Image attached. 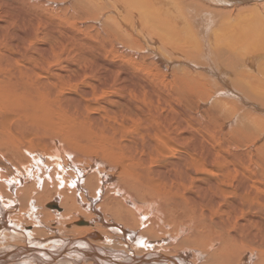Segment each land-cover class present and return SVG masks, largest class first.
Returning <instances> with one entry per match:
<instances>
[{
    "label": "bare ground",
    "instance_id": "obj_1",
    "mask_svg": "<svg viewBox=\"0 0 264 264\" xmlns=\"http://www.w3.org/2000/svg\"><path fill=\"white\" fill-rule=\"evenodd\" d=\"M13 1L0 264H264V0Z\"/></svg>",
    "mask_w": 264,
    "mask_h": 264
},
{
    "label": "rangeland",
    "instance_id": "obj_2",
    "mask_svg": "<svg viewBox=\"0 0 264 264\" xmlns=\"http://www.w3.org/2000/svg\"><path fill=\"white\" fill-rule=\"evenodd\" d=\"M12 1L13 0H6V2L8 3V5H10L11 3H12ZM55 1H57V2H61L62 0H55ZM14 2H16V1H13V3ZM10 3V4H9ZM12 3V4H13ZM28 2H18L17 1V3H15L16 5H17V7L19 8H21V7H27L26 9H30L31 7V5H32V7L35 5V3H36V0H33V1H31L30 2V4H27ZM19 4V5H18ZM25 4H26V6H25ZM42 4V3H41ZM28 5V6H27ZM49 6V5H48ZM29 7V8H28ZM24 8V9H25ZM42 8H47V6L44 4V6L42 5ZM54 8V7H53ZM52 8V9H53ZM51 8H50V10L49 11H51L52 10ZM83 20H85V19H83ZM208 105V106H207ZM206 106H202V108H201V113L203 114V115H206L207 116V114H212V113H215V111H213L214 109L211 107V103H209V104H207ZM204 111V112H203ZM228 129H232V128H228ZM260 143H255L254 142V144H253V142H248V144L246 143V145H243V146H241V147H239V149L241 150V151H245V152H247L246 154H247V158H248V166H253V163H255V162H257L258 163V165H262V166H264V163L261 161L262 160V158H260V157H262V156H256V154H257V151H255L254 150V148L253 147H255V145H259ZM262 144V143H261ZM248 145V146H247ZM247 148H246V147ZM251 147V148H250ZM253 148V150H251ZM244 149V150H243ZM248 149V150H247ZM254 151V152H253ZM254 153V154H253ZM256 153V154H255ZM251 160V161H250ZM0 163H1V165L3 164V165H8V163L6 162V161H3V160H1L0 159ZM188 224V223H187ZM192 224H194V222H192ZM190 225V224H189ZM191 226V225H190ZM196 228H197V230L199 231V233L202 231V228L200 227V226H196ZM194 229V230H193ZM201 229V230H200ZM191 231L194 233V232H196V229L195 228H192L191 227ZM203 231H204V229H203ZM205 233L204 234H208L209 233V230H207V229H205V231H204ZM208 232V233H207ZM200 234H202V233H200ZM199 234V235H200ZM184 236H185V234H184ZM187 236L189 237L190 236V234H187ZM193 244V242H190V247H193L192 246V244ZM194 246H195V244H193ZM250 246V245H249ZM219 247V248H218ZM248 244H246L244 247H243V251H247L248 253H250V255H252L253 256V258L255 259V258H259V257H261V255L263 254V252L260 250H258V249H256L255 247H253V248H250V247H248ZM221 248H223V247H221V246H216V248L215 249H221ZM246 248V249H245ZM190 249H192V248H190ZM254 249V250H253ZM213 252V251H212ZM215 252V251H214ZM211 253V252H210ZM199 254V253H198ZM257 256V257H256ZM196 257V254L194 255V257H193V259ZM209 258V257H208ZM207 258V259H208ZM205 259H206V257H205ZM194 262V261H193ZM192 262V263H193ZM199 262L200 263H202V262H204V264H206L205 263V261H203V259H199Z\"/></svg>",
    "mask_w": 264,
    "mask_h": 264
}]
</instances>
